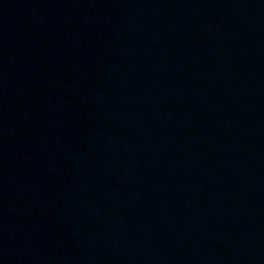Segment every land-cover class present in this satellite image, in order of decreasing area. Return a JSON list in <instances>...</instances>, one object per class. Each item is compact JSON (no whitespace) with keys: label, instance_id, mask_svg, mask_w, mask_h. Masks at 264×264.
Masks as SVG:
<instances>
[{"label":"water","instance_id":"water-1","mask_svg":"<svg viewBox=\"0 0 264 264\" xmlns=\"http://www.w3.org/2000/svg\"><path fill=\"white\" fill-rule=\"evenodd\" d=\"M0 264H264V0H0Z\"/></svg>","mask_w":264,"mask_h":264}]
</instances>
